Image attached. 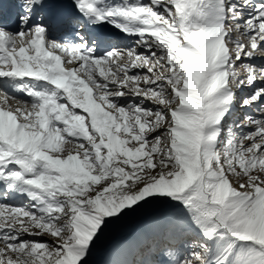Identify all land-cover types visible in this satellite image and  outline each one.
<instances>
[{"label": "snow or ice", "instance_id": "snow-or-ice-1", "mask_svg": "<svg viewBox=\"0 0 264 264\" xmlns=\"http://www.w3.org/2000/svg\"><path fill=\"white\" fill-rule=\"evenodd\" d=\"M258 58L264 0H0V264H264Z\"/></svg>", "mask_w": 264, "mask_h": 264}, {"label": "rangeland", "instance_id": "rangeland-1", "mask_svg": "<svg viewBox=\"0 0 264 264\" xmlns=\"http://www.w3.org/2000/svg\"><path fill=\"white\" fill-rule=\"evenodd\" d=\"M253 114L258 115V113ZM10 202L17 201L11 200ZM141 219V217H129L120 226L106 233L95 249L90 264H106L107 261L118 258V251L122 249V246L129 240L132 233L136 231ZM40 239L47 240L48 237H40Z\"/></svg>", "mask_w": 264, "mask_h": 264}, {"label": "bare ground", "instance_id": "bare-ground-1", "mask_svg": "<svg viewBox=\"0 0 264 264\" xmlns=\"http://www.w3.org/2000/svg\"><path fill=\"white\" fill-rule=\"evenodd\" d=\"M64 2L70 4L71 3V0H64ZM9 11L10 12H13L14 10L11 8V9H9Z\"/></svg>", "mask_w": 264, "mask_h": 264}]
</instances>
